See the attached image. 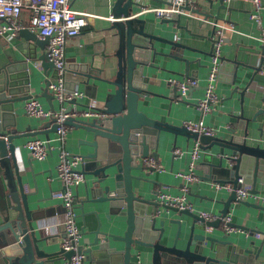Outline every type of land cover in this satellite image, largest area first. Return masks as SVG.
Wrapping results in <instances>:
<instances>
[{"label": "water", "instance_id": "water-1", "mask_svg": "<svg viewBox=\"0 0 264 264\" xmlns=\"http://www.w3.org/2000/svg\"><path fill=\"white\" fill-rule=\"evenodd\" d=\"M207 2V8L210 9L218 2L216 11L226 7L223 0ZM231 4L232 1H229L227 7ZM192 5L194 7L186 2L181 8L195 13L202 12L196 1ZM143 6L142 0H113L111 20L96 28V36L88 43L89 49L84 53V61L73 67L74 70L70 71L73 75L64 72L67 92L80 86L87 97L95 100L99 97L101 101L96 107L101 116L79 120L69 117L65 120L70 127H79L89 135V138L82 139L90 151L81 155L83 161L80 165L85 181L86 177L89 179L85 182V201L91 204V209L85 213L95 218L88 249H84L82 244L69 250L62 245L51 249L53 241L43 235L39 227L42 214L38 212L37 204L23 190L14 141L22 134L12 133L17 129L11 132V127L17 126L13 122L10 124L8 117L14 114L15 103L33 96L30 94L32 79L29 75L33 67L29 62H40L44 75L40 95L49 101L52 110L54 96L48 86L57 74L45 51L48 37L40 38L27 28L18 31L17 37L29 45L27 52L20 50L26 60L23 58L17 63L27 69L20 70L18 64L14 65L10 60L0 65V184L5 192L0 222V264H63L64 261L69 262L74 254L84 251L90 262L101 260L117 264L121 259L120 263L130 264L134 251L141 253L142 250L151 253V264H251L254 253L250 249L236 247L232 241L216 239L204 233L206 229L220 227L232 201H248L239 200L235 192L231 191L227 199L222 201L220 216L207 220L192 209H179L159 202L157 197L146 198L143 181L152 180L133 173L134 170L156 171L154 167L143 164L142 159L152 158L157 161L158 143L164 132L175 136L184 135L198 143L199 149L206 152L210 159L206 163L209 173L207 178L215 183H231L236 186L237 179L243 176L255 193L257 177L264 174V142L249 143L247 128H243L242 135L230 128L229 134L218 137L191 130L183 124L174 125L155 119L139 109V101L150 94L147 88L150 75L161 69L155 63L157 56H171L183 61L185 71L189 63L181 56L160 50L158 43L176 47L183 45L145 30V19L135 15ZM160 21L182 27L179 23L180 14ZM20 47L24 49L22 45ZM36 47L41 50L39 53ZM243 50L248 52L245 60L240 55ZM240 51L230 59L221 56V60H229L233 67V84L237 78L247 79L240 90L242 96L251 78L247 77L245 68L260 72L264 62V43ZM174 92L177 94L176 90ZM72 106L84 105L72 99L68 101L66 111L71 110ZM263 112L264 108L259 109L250 119L255 121L256 115ZM48 122L51 123L49 130L39 131L45 135V140L49 139L50 131L56 133L57 127L54 120ZM212 147H216L213 156L208 151ZM182 154L188 156L189 153L183 150ZM169 210L178 211L191 220L170 219V223L177 225L175 233H172L165 226L163 214ZM226 224L239 230L244 228L230 221ZM84 228L81 227V234ZM216 241L230 248L217 250L214 247Z\"/></svg>", "mask_w": 264, "mask_h": 264}, {"label": "crops", "instance_id": "crops-1", "mask_svg": "<svg viewBox=\"0 0 264 264\" xmlns=\"http://www.w3.org/2000/svg\"><path fill=\"white\" fill-rule=\"evenodd\" d=\"M195 1L202 12L188 11L190 14H187L184 11L180 14L179 21L182 27H176L175 23H162L151 11L142 13L144 7L151 8L165 5L167 0H142L144 6L137 10V14L145 19V30L165 39L181 43L182 47L166 43H158V46L161 51L181 56L187 59L189 63L188 69L185 71L183 61L174 59L171 56H157L155 63L161 69L150 75L147 85L150 94L139 101L138 107L148 116L168 121L174 125H182L185 122L199 123L201 121L204 126L210 127L213 134L218 137L229 134L230 128L235 129L237 134L242 135L243 128H247L249 143L264 142V129L262 127L264 112L257 114L255 121L250 119L259 109L264 108V101H262L264 98V75L261 72L245 68L247 77L251 78L245 92L241 96L240 90L245 86L247 79L237 78L235 84H233V67L228 62L229 60L226 62L221 60V63H223L222 67L219 68L220 71L215 87V92L218 96L217 102L206 112H202L197 106L199 99L204 96V86L210 65L212 23L214 21L219 24L231 23L232 30L226 31L224 42L221 46L222 58L230 59L237 52H241L240 50L242 49H248L250 46L258 47L261 44L259 37L261 29L264 28V8L261 10L262 25L260 26L257 21L249 17V13L253 8L252 0H233L229 7H227L228 2L223 0L226 7L220 8L218 11L215 9L218 2H215L213 8L210 9L207 8V0H193V2ZM261 1L264 6V0ZM112 2L113 0L71 1L72 8L89 13L91 16L80 33L69 38L66 42L64 51L66 66L64 72L67 71L73 75L74 73L70 72L74 70L73 67L84 61V53L89 49L88 43L90 40L96 36V28L106 25L111 20ZM193 2L189 3L191 7H194L192 5ZM207 13H211L212 16ZM22 17L26 18V13H23ZM20 45L24 49H21ZM28 45L21 37H16L12 40L1 37L0 65L10 60L14 65L18 64L20 70L27 69L22 64L17 63V61L25 59V54L21 53L20 50L27 52ZM36 50L37 53L41 51L39 47H36ZM247 53L244 50L240 53L241 57H243L242 60L247 58ZM35 61L29 62V65L33 67V71L29 73L32 79L30 94L40 101L43 108L52 110L49 101L40 95L44 85V75L42 68L37 67ZM170 77L179 79L195 78L198 85L192 87L187 97L180 100L174 92L176 89L170 87L167 83V79ZM75 89L83 91L80 86ZM24 101L15 103L14 114L8 117L10 124L13 122L17 126L16 128L11 127V132L17 129L16 132L12 133L20 132L22 134L14 140L16 143L17 163L20 167L23 190L28 194L29 199L37 204V210L42 214L38 222L41 232L43 235L49 236V239L53 241L51 249H56L61 245L65 236L62 226L63 209L60 201L52 196L53 192L62 188V182L58 179L56 173V164L59 160V143L55 139V132L50 131L48 133L51 142L49 154L42 160L31 157L24 146L25 143L35 137L44 140L45 135L39 131L49 130L51 123L48 120L29 116L24 110ZM79 101L82 105L93 102L92 98L86 95ZM95 101L100 105L99 97ZM52 104L53 110L59 109L60 103L55 98ZM87 138H89V135L86 131L79 127L71 126L63 147L70 153L83 155L90 151V147L82 142V139ZM194 144L195 142L191 138H187L184 135L175 136L172 133H161L157 148L159 153L157 162L160 165V170L153 172L148 170L133 171L135 175L152 180L143 181L146 198L156 199L158 193L162 191L171 195L182 193V178L177 176L176 173L188 169L189 154L188 156L182 154V151L189 153ZM208 151L213 156L215 155L216 147H212ZM209 160L208 154L202 150L194 170L197 179L189 184L186 200L189 202L193 212L205 211L216 214L219 217V212L223 207L222 201L227 199L230 192L224 188H217V183L207 178L209 173L207 174L208 166L206 163ZM88 180V177H86L87 182ZM85 182L74 187L73 193L77 200L75 209L77 214L76 223L80 229L85 226L84 233L81 234L78 244H82L84 249H88V241L91 239L90 230L95 227V218L93 215L85 213L91 209V204L85 201ZM134 183H138V181H134ZM255 188V193L264 197V174L257 177ZM4 196L5 192L0 184V222H2L1 210L5 205ZM248 202L232 201L227 213L231 223L244 228L239 230L233 227V230L225 233L222 223L220 227L206 229L204 233L216 239L232 241L236 247L242 246L250 249L254 253L252 254L254 258L250 263L264 264V205L255 202L254 199H249ZM163 214L165 216V226L172 233H175L177 225L170 223V219L191 220L186 215L179 214L178 211L169 210L164 211ZM214 247L217 250L224 251L229 246L216 241L214 242ZM84 253L87 257V253L85 251ZM137 259H140L143 264H151V253L146 250H142L141 253L134 251L130 264ZM120 262L121 259L118 260L117 264H122ZM87 263L108 264L101 260L87 261Z\"/></svg>", "mask_w": 264, "mask_h": 264}, {"label": "built area", "instance_id": "built-area-1", "mask_svg": "<svg viewBox=\"0 0 264 264\" xmlns=\"http://www.w3.org/2000/svg\"><path fill=\"white\" fill-rule=\"evenodd\" d=\"M72 0H0V38L12 40L17 37V33L22 28H27L35 32L38 37H48V43L45 51L48 55V60L53 63V67L57 76L54 77L49 86V91L54 98L60 103L58 110L45 109L40 101L31 96L24 101L25 112L32 117L41 120H54L57 125L55 139L59 143V160L56 164V173L59 180L62 182V188L53 192L52 196L58 199L63 209L62 226L64 229V239L62 240V247L66 250L75 249L78 245L81 229L76 223V198L73 193L74 187L85 182V176L80 171V165L83 161L81 155L70 153L63 147L65 144L67 133L70 126L65 123V120L72 117L76 120L89 119L98 117L102 114L96 110L99 104L92 99L93 102L87 103L83 107L72 106L73 108L66 111L68 101L75 99L78 102L85 95L82 90L74 89L67 92L64 85V70H65V46L69 38L74 37L80 33L82 28L88 23V18L91 14L84 11H78L71 7ZM227 2L233 0H225ZM186 2L191 3L193 0H167L165 5L156 7H144L142 13L151 11L158 19L172 18L176 14H181L189 10L181 8ZM253 8L249 13V17L262 25L261 10L264 8L261 0H252ZM23 13H26V18H23ZM136 15H138L136 13ZM213 31L211 35V51H210V65L207 73L204 96L199 99L197 106L202 112L209 111L217 102L218 96L215 92L216 82L221 63V46L224 42L226 31L232 30V25L229 22L218 23L213 22ZM260 42L264 43V28L261 29ZM37 67L41 68L40 62L35 61ZM260 72L264 75V62ZM170 87L177 91V98L182 100L187 97L190 89L198 85L195 78L170 77L167 79ZM264 93V88H263ZM187 128L199 131L205 134H213L210 127L204 126L201 121L185 122L183 123ZM262 127L264 129V116L262 119ZM29 154L34 159L42 160L50 152V139L43 140L41 138L29 139L25 145ZM178 151V150H177ZM176 151V152H177ZM201 150L198 143H195L189 152L188 169L186 171H178L177 176L182 178L181 194L171 195L165 192H159L157 200L179 209H189L191 206L186 200V194L189 189V184L197 179L195 174V167ZM143 164L154 167L160 170L159 163L152 158H143ZM217 188H224L231 192L234 191L236 197L242 201L254 199L255 202L264 205V197L252 192V186L246 181L243 176L237 179L236 186L231 183H217ZM207 220H214L218 218L216 214L201 211L198 213ZM230 221L227 215L223 220V229L226 232L233 230L226 222ZM63 264H88L86 254L84 252L74 254L70 261H64ZM91 264V263H89ZM131 264H143L140 259H137Z\"/></svg>", "mask_w": 264, "mask_h": 264}]
</instances>
